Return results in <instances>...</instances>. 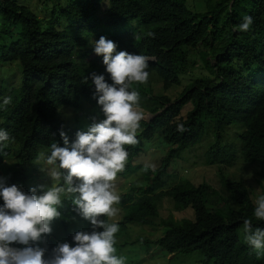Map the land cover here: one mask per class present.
Wrapping results in <instances>:
<instances>
[{"label":"trees","instance_id":"trees-1","mask_svg":"<svg viewBox=\"0 0 264 264\" xmlns=\"http://www.w3.org/2000/svg\"><path fill=\"white\" fill-rule=\"evenodd\" d=\"M22 1L0 0V63H18L22 76L21 85L0 83V130L11 138L0 144V173L11 156L17 160L8 183H20L23 192L32 194L31 189L39 186L28 187L26 172L38 159V148L46 149L48 156L52 143L65 146L61 131L69 146L76 133L83 131L64 122L61 108L81 111L92 123L104 118L91 80L95 73L112 82L103 57L94 52L101 36L114 41L117 51L149 57L146 70L160 79L165 91L180 85L189 54L200 48L202 63L215 80H195L175 101L135 85L155 106L151 112L161 113L149 123H140L139 143L126 146L128 160L138 156L157 133L174 148L148 174L151 179L154 176L152 185L122 197L120 207L127 210L123 221L162 227L163 236L156 244L169 255L200 252L204 264H264V253L255 254L240 238L245 219L260 228L264 220L255 218L246 185L225 174L235 165L238 151L222 144L223 133L241 124V158L248 165H258L264 181V0H209L204 13L190 10L189 0H44L45 8L48 3L53 8L43 19ZM104 3L108 4L105 13ZM246 15L254 19L250 31L234 30ZM149 32L155 35L150 37ZM5 97L11 98L7 106ZM186 106L190 110L184 117ZM178 124L186 131L178 132ZM207 133L215 136V143L209 146L205 162L217 166L222 189L207 182L164 189L162 177L172 161L198 145ZM165 202L174 210L167 218L161 211ZM187 209L193 210V220L174 218ZM47 235L56 237V232ZM55 246L50 245L46 259L52 257Z\"/></svg>","mask_w":264,"mask_h":264},{"label":"clouds","instance_id":"clouds-1","mask_svg":"<svg viewBox=\"0 0 264 264\" xmlns=\"http://www.w3.org/2000/svg\"><path fill=\"white\" fill-rule=\"evenodd\" d=\"M253 23V17L246 15L234 30L248 32ZM147 35L155 34L149 32ZM94 52L103 57L112 81L108 83L103 75L95 73L91 76L94 98L104 118L99 122L94 120L86 131H78L70 146L63 131L60 136L65 146L50 145L45 162L55 181L53 186L42 195L35 194L36 188L28 194L16 185L6 186L0 173V197L4 201L0 206V264H126V258L117 255L115 246L119 224L101 217L118 215L115 205L120 196L115 182L127 164L126 146L139 143L137 134L144 119L140 93L132 85L148 82L149 57L117 51V44L104 36L95 41ZM10 102L11 98L5 97L3 105ZM177 131H186L185 126L178 124ZM10 139L7 131L0 130V144ZM62 196L72 198L75 210L91 222L94 230L77 232L73 237L74 247L67 242L58 244L52 257L44 259L45 249L38 243L43 242L45 234L51 233L52 221L60 217L58 208ZM254 215L257 220H264V195L256 199ZM97 228L103 231H96ZM243 233L249 246L258 253L264 250V228L254 227L251 220L245 219ZM13 243L26 247H10Z\"/></svg>","mask_w":264,"mask_h":264},{"label":"rangeland","instance_id":"rangeland-1","mask_svg":"<svg viewBox=\"0 0 264 264\" xmlns=\"http://www.w3.org/2000/svg\"><path fill=\"white\" fill-rule=\"evenodd\" d=\"M209 0H189L188 7L194 13H204L207 10V2ZM22 3L33 10L40 19L48 18L50 16V10L53 8L51 3H48L45 8L44 0H23ZM108 8V4L104 3L102 12ZM201 49L195 50L189 54L187 64L185 65L184 74L180 76V85H173L168 91L163 89V85L160 79L156 76H149L146 84H133L132 88L135 89V85L141 87L144 91L153 90V94L157 96H169L173 101L179 98L181 92L195 80H215V77L211 74L210 70L202 63L200 52ZM14 78V79H13ZM12 79V80H11ZM7 82L6 86L21 85L22 76L21 70L19 69L18 63H14L8 66L0 63V83ZM10 81V82H9ZM136 90V89H135ZM191 106V105H190ZM140 107L144 112V119L141 122H151L153 114L152 108L155 106L149 100V98L140 93ZM189 106L183 109V116L185 117L189 112ZM63 112V120L66 124L70 125L71 128H81L86 131L87 128L92 124L85 113L73 109L71 107H63L60 110ZM99 122V121H98ZM140 122V123H141ZM210 130L208 129V132ZM244 131L241 124H234L228 128L222 135L223 145H233L238 151V159L232 168L226 170V175L231 181L243 182L251 193V199L255 204L256 199L264 195V181L259 176L258 165L246 164L240 155L241 141L240 134ZM139 135V132L137 136ZM214 135V134H213ZM215 143V136L208 137V133L205 138L195 147H192L183 152L180 158L172 161L169 171L163 175V188L170 189L179 183L192 182L195 185H199L203 182L211 184L218 190L222 189L221 181L218 175L217 166L206 165V153L209 146ZM173 146L166 144L160 135L157 133L154 139L150 142L144 143L142 152L132 160H127L125 169L118 173L116 179V191L120 196V200L125 194L131 192L132 189H136V195L139 192L146 190L152 185V179L149 178V173L159 168L162 161L170 155ZM13 151L16 150L14 146ZM39 162L36 159L29 167L26 172L28 177L29 186L37 187L36 195H42L45 191L53 186L55 181L49 174L48 165L46 164L47 150L39 147ZM17 160L15 158H9L3 165L2 174L3 181L6 186H10L8 183V174L16 166ZM152 165L154 167H147ZM63 181H60V185H63ZM78 183V181H77ZM22 191L24 190L23 185L20 183L15 184ZM222 192V191H220ZM223 193V192H222ZM120 202V201H119ZM3 198L0 197V206H3ZM120 203L116 204L115 207L118 209V215L114 218L101 217L108 222L122 223L119 225V231L116 234L117 244V255L126 258V264H204L205 257L200 252L195 253H179L169 255L160 246L156 244L162 236V227H149L142 226L137 223H125L124 217L127 215V210L120 207ZM234 207V205H233ZM61 215L54 219L50 225L52 232L55 230L56 237H49L47 234L43 237V242H39L38 246L45 249L44 259H46V253L49 250L50 245L53 243L57 247L61 243H69L70 246H75L73 239L77 232H88L91 233L94 229L90 221L84 219L75 210V205L72 203V198L62 196V204L58 208ZM164 218H167L173 210L172 204L165 202L161 208ZM194 219V212L192 209L175 213L174 218L176 220ZM96 231H103L102 228L95 229ZM240 238L242 242L247 243L244 240L243 229L240 230ZM148 241L147 243H144ZM37 246L36 244H33ZM13 248L23 247L19 246V243H13L10 245ZM264 250L259 253L255 250V254H263Z\"/></svg>","mask_w":264,"mask_h":264},{"label":"water","instance_id":"water-1","mask_svg":"<svg viewBox=\"0 0 264 264\" xmlns=\"http://www.w3.org/2000/svg\"><path fill=\"white\" fill-rule=\"evenodd\" d=\"M161 112H159L158 114L156 115H153L152 118L155 119V117H157ZM148 123V122H147Z\"/></svg>","mask_w":264,"mask_h":264}]
</instances>
